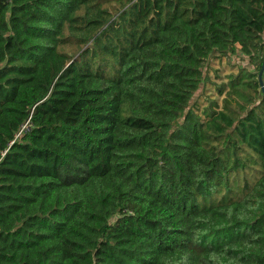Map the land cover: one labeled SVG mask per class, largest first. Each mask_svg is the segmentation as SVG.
I'll return each mask as SVG.
<instances>
[{"label":"trees","instance_id":"16d2710c","mask_svg":"<svg viewBox=\"0 0 264 264\" xmlns=\"http://www.w3.org/2000/svg\"><path fill=\"white\" fill-rule=\"evenodd\" d=\"M239 54L264 0H0V264H264L257 73L192 100Z\"/></svg>","mask_w":264,"mask_h":264},{"label":"rangeland","instance_id":"374dc122","mask_svg":"<svg viewBox=\"0 0 264 264\" xmlns=\"http://www.w3.org/2000/svg\"><path fill=\"white\" fill-rule=\"evenodd\" d=\"M204 71L206 73V77L201 83L200 87L194 93L192 98L193 101H197L196 103L198 104V107L200 109L210 105V103H213V101H215L217 105L220 106L224 96L228 98L229 104L236 108L237 102L243 103L247 107L251 106L254 103L252 101L255 99L256 94L250 86L245 87L238 83V94L234 93L230 95V91H227L229 85L226 83L229 79L233 78L237 81L239 80L237 76L242 74L243 72L247 73V75L249 72L257 73L258 70L255 69L254 63L248 61V58L246 56H242L239 54L238 56L231 55L230 57H224L222 59L212 57L206 62ZM249 78L254 79L253 76H249ZM222 84H225V87L224 90L219 93L218 87H220ZM240 93L247 95L252 99L245 100L242 96L239 95Z\"/></svg>","mask_w":264,"mask_h":264},{"label":"water","instance_id":"95a60500","mask_svg":"<svg viewBox=\"0 0 264 264\" xmlns=\"http://www.w3.org/2000/svg\"><path fill=\"white\" fill-rule=\"evenodd\" d=\"M263 71H264V56L262 59L261 66L257 72V79L260 85V89L264 92V79H263Z\"/></svg>","mask_w":264,"mask_h":264},{"label":"built area","instance_id":"2783aa9c","mask_svg":"<svg viewBox=\"0 0 264 264\" xmlns=\"http://www.w3.org/2000/svg\"><path fill=\"white\" fill-rule=\"evenodd\" d=\"M263 76H264V71H263ZM28 122H29V120L27 119V120H25L24 122H22L20 124V127H19V130H18L17 134H19L24 128L27 127Z\"/></svg>","mask_w":264,"mask_h":264}]
</instances>
